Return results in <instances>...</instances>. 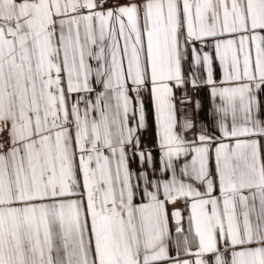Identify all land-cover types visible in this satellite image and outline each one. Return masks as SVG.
Listing matches in <instances>:
<instances>
[{"label": "snow or ice", "instance_id": "snow-or-ice-1", "mask_svg": "<svg viewBox=\"0 0 264 264\" xmlns=\"http://www.w3.org/2000/svg\"><path fill=\"white\" fill-rule=\"evenodd\" d=\"M0 264H264V0H0Z\"/></svg>", "mask_w": 264, "mask_h": 264}, {"label": "crops", "instance_id": "crops-1", "mask_svg": "<svg viewBox=\"0 0 264 264\" xmlns=\"http://www.w3.org/2000/svg\"><path fill=\"white\" fill-rule=\"evenodd\" d=\"M197 71L200 73L201 76L204 75V71H203V69H197ZM215 75H216L217 77L220 76V70H219L218 67L216 68V73H215ZM207 99H208V98H207V89H205V90H204V101H205V104H207ZM185 215H187V213H185Z\"/></svg>", "mask_w": 264, "mask_h": 264}]
</instances>
